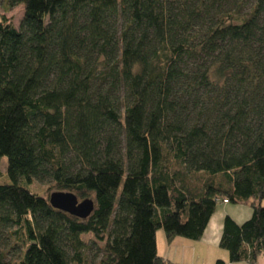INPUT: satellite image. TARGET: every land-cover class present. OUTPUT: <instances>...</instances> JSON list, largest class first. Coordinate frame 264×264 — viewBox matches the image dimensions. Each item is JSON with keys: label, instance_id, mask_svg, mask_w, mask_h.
Listing matches in <instances>:
<instances>
[{"label": "trees", "instance_id": "obj_1", "mask_svg": "<svg viewBox=\"0 0 264 264\" xmlns=\"http://www.w3.org/2000/svg\"><path fill=\"white\" fill-rule=\"evenodd\" d=\"M2 5L24 17H0V264H171L157 233L199 242L220 203L250 204L219 247L259 264L264 0Z\"/></svg>", "mask_w": 264, "mask_h": 264}, {"label": "rangeland", "instance_id": "obj_2", "mask_svg": "<svg viewBox=\"0 0 264 264\" xmlns=\"http://www.w3.org/2000/svg\"><path fill=\"white\" fill-rule=\"evenodd\" d=\"M0 17H6L7 19L13 20L15 27L17 29H19L20 24H21L23 17H24V9L22 6H19V7H16L14 9H11L9 11H6V8L4 7V5H2V6H0ZM0 167H1L0 170L4 176L6 174V167H7L6 158L2 160ZM5 181H7L6 177H4L3 179H0V183L5 182ZM31 189L34 192L38 193L39 195L45 196L47 189H48V186L44 185V184H40L38 182H35L31 186ZM224 211H225V215H224ZM217 212L222 215L221 219H223L224 216L226 217L227 215L228 216L230 215L237 223L243 224L252 217L253 210L250 207V204H230L228 206H225L224 204L220 203L218 205ZM217 212H216L215 219L218 216ZM226 213H228V214H226ZM190 242H191V244H194L192 241H190ZM195 244H197V243L195 242ZM218 244L215 245V247L217 248L216 251H215V249L209 248L208 250H205L202 253L198 252L200 255H198L196 253L194 254L191 252L189 253L190 250H186V252L189 253V257L187 255L185 256L186 260L183 261L184 264H215L217 260H222L221 258H219V259L216 258V260H214L215 259L214 258V256H215L214 252H220V255L221 254H224V255L227 254V256H228V252L221 249ZM157 248H158V255L160 257H165L168 250H170V252H172V254L174 256L179 255L178 257H181V255L183 254V251H182L183 249L180 246H178L177 244H176V247L173 248V247H170V245H168L167 243L160 241L159 239H158V247ZM217 257H219V256H217ZM258 263L259 264L264 263V254L259 257Z\"/></svg>", "mask_w": 264, "mask_h": 264}, {"label": "crops", "instance_id": "obj_3", "mask_svg": "<svg viewBox=\"0 0 264 264\" xmlns=\"http://www.w3.org/2000/svg\"><path fill=\"white\" fill-rule=\"evenodd\" d=\"M224 205L228 206L230 204H224ZM226 214H228V213H226ZM224 215H225V211H224ZM215 216H216V213L213 216L202 240L199 242H196L197 244H195V242H193L194 244H191V242L188 240L178 239L172 245H170V247L174 248V247H176V244H177L178 246H180L183 249L182 250L183 254L181 255V257H178L179 255L174 256L172 254V252H170V250H168L165 257H161V258L170 262L171 264H184L183 261L186 260L185 256L187 255L189 257L190 252L200 255L198 252L202 253L203 251L208 250L209 248L215 249V251H216L217 248L215 247V245H217L220 242L219 240L221 239V236H222L223 222H224L225 216L223 219H221L222 215L220 213H218V216L216 219H215ZM158 239L162 242L167 243L165 234L162 231H159L157 233V247H158ZM186 250H190L189 253H187ZM214 255H215L214 260H216V258L217 259L221 258L223 261L226 262V264H232L229 262V255L228 256H227V254H225V255L221 254L220 255V252H214ZM217 256H219V257H217ZM234 264H248V263H234Z\"/></svg>", "mask_w": 264, "mask_h": 264}, {"label": "water", "instance_id": "obj_4", "mask_svg": "<svg viewBox=\"0 0 264 264\" xmlns=\"http://www.w3.org/2000/svg\"><path fill=\"white\" fill-rule=\"evenodd\" d=\"M51 205L66 213L78 216L80 218L88 217L93 211V202H79L72 194L54 193L50 198Z\"/></svg>", "mask_w": 264, "mask_h": 264}, {"label": "built area", "instance_id": "obj_5", "mask_svg": "<svg viewBox=\"0 0 264 264\" xmlns=\"http://www.w3.org/2000/svg\"><path fill=\"white\" fill-rule=\"evenodd\" d=\"M224 203H227V201H225Z\"/></svg>", "mask_w": 264, "mask_h": 264}]
</instances>
